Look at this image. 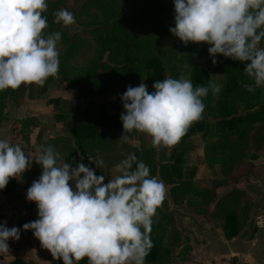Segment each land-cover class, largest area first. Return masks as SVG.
Listing matches in <instances>:
<instances>
[{"label":"clouds","instance_id":"1","mask_svg":"<svg viewBox=\"0 0 264 264\" xmlns=\"http://www.w3.org/2000/svg\"><path fill=\"white\" fill-rule=\"evenodd\" d=\"M47 0H0V91L21 84L44 86L59 72V31L46 33ZM174 26L169 32L184 45L205 43L213 65L217 54L244 63L243 73L253 82L248 92L264 87V0H173ZM54 23H75L72 12L60 9ZM152 91L143 79L118 94L123 111L119 119L125 133L133 130L151 137L153 147L175 145L193 122L202 118L203 98L220 85L193 87L183 76L155 80ZM27 155L19 144L0 138V190L10 178L32 167L41 172L26 189L35 203L37 219L8 227L0 222V254L9 252L8 240H19L21 230L32 235L62 264H145L152 247L153 217L165 198L162 181L130 153L115 165L107 179L81 161H61L53 146L40 144ZM90 164L103 161L93 155ZM133 165L135 167L133 168ZM71 182V183H70Z\"/></svg>","mask_w":264,"mask_h":264},{"label":"trees","instance_id":"2","mask_svg":"<svg viewBox=\"0 0 264 264\" xmlns=\"http://www.w3.org/2000/svg\"><path fill=\"white\" fill-rule=\"evenodd\" d=\"M47 4L43 15L48 27L44 31L61 34L57 44L60 64L56 78L59 84L72 88L76 98H51L48 104L53 107V121L69 126L71 135L46 138V125L36 116L18 120L19 126L12 130L18 131L23 142L29 144L31 133L38 128L37 146L42 143L53 146L61 161L73 166L83 157L81 162L94 168L95 174L105 175V183L117 174L115 165L132 152L149 167L150 175L171 186L170 197L165 196L153 217L149 233L152 247L145 264L167 263L169 255L189 240L178 228L170 199L176 205L186 202L199 215L207 214L209 205L215 202L211 217L224 220L227 237L236 235L245 226L251 204L245 192L238 188L215 200L216 190L248 176L254 167L253 160L259 157L264 146V87L248 92L247 85L253 82L243 73L244 63L217 54V63L213 65L208 45L203 42L184 45L174 37L169 32V27L174 26L173 2L170 7L161 0H47ZM62 8L74 13L81 27L74 34L69 25L54 23V14ZM164 39L166 44L162 42ZM82 58L83 62L78 63ZM176 61L188 64L187 79L192 81L193 87L207 86L209 80L216 83L217 76L225 77L218 93L224 98L220 115L207 125L204 113L195 121L196 126L204 130L206 161L210 167H219V177L184 178L177 163L166 162L164 152L157 153L155 148L145 145L137 150L131 145L132 137L141 132L125 133L127 141L120 138L124 130L119 119L123 108L118 94H122L126 86H137L142 79L152 91L153 82L163 79L165 64ZM53 79L48 77L44 86L21 84L15 90L0 91V125L7 118L11 97L17 104L25 96L39 99ZM113 90H117V98L109 104L96 99ZM216 95L209 91L203 98L204 112L210 116L219 107L215 104ZM86 97L90 99L81 107L77 99ZM135 149L137 152H133ZM88 154L103 161L99 169L89 163ZM157 156L165 162L159 164ZM40 172L35 162L21 177L38 176ZM16 183L10 178L0 191L12 198ZM52 262L62 264L59 259ZM9 264L35 263L17 258ZM79 264H87V259ZM230 264L236 262L232 260Z\"/></svg>","mask_w":264,"mask_h":264},{"label":"crops","instance_id":"3","mask_svg":"<svg viewBox=\"0 0 264 264\" xmlns=\"http://www.w3.org/2000/svg\"><path fill=\"white\" fill-rule=\"evenodd\" d=\"M52 93L49 94L51 98H72L70 96H52ZM39 100L34 99V102L37 104L36 101ZM6 112L7 118L4 122L8 121L9 118L8 111L6 110ZM27 116H36L42 124L48 127H53L54 123L58 127L61 124L53 121L52 114L50 116L51 123L46 120L45 116L36 112ZM38 130L37 128L33 138L30 135L29 144H25L21 137L18 138L17 135L12 134V137L9 136V142L19 144L27 155L32 156L37 147L36 135ZM8 132L10 133L9 128ZM0 138H2L1 132ZM34 163L35 161H33ZM253 164L252 172L248 176L241 178L236 183L230 182L228 185L220 186L216 190L215 200L233 188L245 192V197L251 204L247 212L245 226L236 235L227 237L224 220L216 219L210 215L214 210L215 202L209 205L208 213L205 215L196 214L190 206L178 205L176 209L184 213V219L180 225L176 217L177 225L188 236L189 240L175 253L169 255L167 263L157 264H230L232 260L236 264H264V146L259 151V157L253 160ZM38 176L31 175L25 179H22L21 176L18 179L13 178L17 183L12 198L0 191L2 205L0 222H6L8 227L16 226L19 228L22 224L37 219L35 203L27 201L25 193L32 181ZM7 243L9 252L0 254V264H9L17 258L35 264H47L44 258L49 251L40 246L31 230H21L19 240L9 239Z\"/></svg>","mask_w":264,"mask_h":264},{"label":"rangeland","instance_id":"4","mask_svg":"<svg viewBox=\"0 0 264 264\" xmlns=\"http://www.w3.org/2000/svg\"><path fill=\"white\" fill-rule=\"evenodd\" d=\"M163 1L168 7L171 6L173 0H161ZM65 9V8H62ZM74 15V13H73ZM75 18V15H74ZM71 34H74L75 32L79 31L81 27L78 25V23L75 20L74 24L69 25ZM166 39H164L162 42L163 44H166ZM205 44V43H204ZM207 45V44H205ZM259 46H264V40L261 41V44ZM174 58V57H173ZM83 62V58L79 59L78 63ZM166 69L163 75V78L166 76H170L172 78H179L180 76H183L187 78V71L188 69V64L183 63V62H168L165 64ZM225 77L223 76H217L216 77V84H219L220 86L224 82ZM47 91L45 94L37 99L39 101H36L37 104L34 102V99H29L27 96L21 99V101L17 104L13 97H11L8 101V106H7V111H8V121L3 122L0 125L1 129V135L2 138L10 140L9 136L12 137V135H17L18 138L21 137L18 134V131L12 130L13 127H18L19 126V121L21 117L27 116L29 114H32L34 112L41 114L42 116H45L48 122H52L50 119V116L53 112V107L48 104V100L51 99L50 95L52 93V96H70L72 97L71 99H76L75 96L72 93V88L68 87L67 85L64 84H59L58 80L56 77H54L53 81L47 85ZM117 98V90L111 91L109 94L97 97L96 99L101 100L105 102L106 104H109L113 100ZM90 97L82 98V99H77L78 103L80 104L81 107H84ZM224 102V98L217 94L215 96V104L218 103V108L215 111V113L210 116L207 114V112H203L205 116V123H209L210 121L214 120L217 116L220 115V105ZM47 105V106H46ZM58 126L53 124V127H45L44 130V135L45 137L49 136H55L57 134H64V135H71V130L69 126H66L62 122ZM193 126L192 128H188L186 134L179 140L178 143L175 145L169 146V147H153L151 143V137L145 133L140 134H135L130 143L132 146H134L137 150L142 147V145L145 146H152L155 148L157 153L159 152H164L165 154V160L167 163L173 165L175 163L178 164V166L181 167L182 169V174L184 178H192V179H212L220 176V170L218 166L210 167L206 161V155H205V142H204V130H200L195 122L192 123ZM8 128L10 129V133L8 132ZM35 131L33 134H31V138L35 135L37 128L34 129ZM12 134V135H11ZM16 138V137H15ZM136 149L133 152H137ZM132 153V152H131ZM158 158V163L165 162L164 160H161L159 156ZM135 165H133V168ZM164 184V183H163ZM165 187V196L167 198L170 197V187L169 185L164 184ZM171 206L176 212V217L181 225L184 219V213L176 209L178 205L181 206H186L187 203L183 202L181 204H174L173 201L170 199ZM188 206V205H187ZM186 208V207H185ZM47 264H50L52 262V256L51 253L49 252L46 255V258H44ZM50 259V260H49ZM51 261V262H50Z\"/></svg>","mask_w":264,"mask_h":264},{"label":"built area","instance_id":"5","mask_svg":"<svg viewBox=\"0 0 264 264\" xmlns=\"http://www.w3.org/2000/svg\"><path fill=\"white\" fill-rule=\"evenodd\" d=\"M1 208H2V205H1V202H0V210H1ZM36 217H37V214H36Z\"/></svg>","mask_w":264,"mask_h":264}]
</instances>
